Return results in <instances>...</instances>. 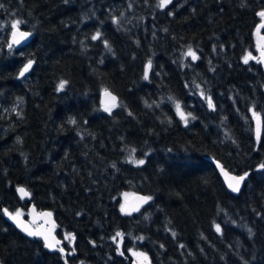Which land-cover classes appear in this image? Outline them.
<instances>
[{
    "label": "trees",
    "instance_id": "obj_1",
    "mask_svg": "<svg viewBox=\"0 0 264 264\" xmlns=\"http://www.w3.org/2000/svg\"><path fill=\"white\" fill-rule=\"evenodd\" d=\"M157 4L0 0V264H264V72L255 34L264 0ZM16 20L32 33L19 50L8 44ZM29 60L30 74L18 78ZM104 90L118 97L110 112ZM215 161L248 173L238 194ZM133 193L152 199L123 216ZM30 204L52 213L65 254L6 221L4 209L26 218Z\"/></svg>",
    "mask_w": 264,
    "mask_h": 264
},
{
    "label": "water",
    "instance_id": "obj_2",
    "mask_svg": "<svg viewBox=\"0 0 264 264\" xmlns=\"http://www.w3.org/2000/svg\"><path fill=\"white\" fill-rule=\"evenodd\" d=\"M262 25H264V19L256 27L255 34H256L257 43H258V62L260 63L262 70L264 72V34L261 33V30L263 28ZM14 31H16V37L15 38L19 39V41H20L19 43H15V44L12 43L13 38H14L13 37ZM21 32H27V33H30V35H28L26 38H21L19 35V33H21ZM31 39H32V33L30 31L23 30L21 28H18V31L15 29H12L9 32L8 44H12V47L14 49L19 50V49L25 47L26 45H28L31 42ZM27 63H25L23 66H21V68L18 72V78H23V77L30 74L31 69L33 67V63H32V67L29 69V71L24 73L23 76H20L21 70L24 68V66ZM112 97H115L114 101L112 100ZM100 103L102 106L112 107L113 104L116 106L118 103V97L114 93H112L111 91L104 90L100 94ZM258 130H259V139H260L261 135H262V120L260 117H257L253 123V133H254V138L256 140H259L257 138ZM214 165H215L217 173H218L220 179L222 180L225 188L231 194H234V195L238 194L242 190L243 185H244V181L246 179L241 183L239 192H233L231 190V188L229 187V183L233 182L232 177H239V176H243L244 174L237 175V174L231 173L227 169H225L222 166V164L218 161H215ZM19 188H21V187H19ZM17 193L21 199H23L25 201L30 200V195L28 192H27L28 195H26V196H22V194L18 191H17ZM142 197H147V196L145 194H142V193H133L132 195L128 196L123 202V205H124L126 211L122 212V215L123 216H133V215L139 213L149 202V201H147L146 203L142 202V200L140 199ZM134 209H138V210H134ZM49 213L51 215H48ZM13 214H15V213H13ZM5 218L9 224L13 225L24 236H26L28 238H38L42 241L43 245H44V237L47 236L49 242H51L55 245V249L46 248L49 252H57L59 250H56V249L62 248V239L56 233L57 223H56V221H55V219H54V217L50 211H48V210L38 211L33 204H30L28 207V211H27V217L24 218L22 215H19L17 217V221L20 224L26 226L31 231L41 233V235H38V236H28L24 231L21 230V227H18L17 221L10 219L7 215H5ZM57 242H59V243H57ZM62 254H65V251Z\"/></svg>",
    "mask_w": 264,
    "mask_h": 264
},
{
    "label": "snow or ice",
    "instance_id": "obj_3",
    "mask_svg": "<svg viewBox=\"0 0 264 264\" xmlns=\"http://www.w3.org/2000/svg\"><path fill=\"white\" fill-rule=\"evenodd\" d=\"M172 3V0H158V4H157V7L161 8V9H164V8H167L168 5H170ZM0 7H2V5H0ZM258 15L264 19V10H262L261 12L258 13ZM115 22V21H114ZM23 23L22 21L20 20H16L12 23V28L17 30L18 31V26ZM262 27H264V25H262ZM20 37L21 38H26L28 35H30V33H27V32H21L19 33ZM100 33L97 32L95 35L92 36V39L93 40H97L100 38ZM13 42L12 43H19V39H16V31L13 32ZM104 44H105V47L109 49V51H111V48L110 46L108 45V42L105 40L104 41ZM12 47V44H9V48L11 49ZM185 56L186 57H191V59L193 61L197 60L198 57L195 53V51H193V49L191 48V46H189L187 52L185 53ZM253 57L251 56V53H249L247 56L244 57V63H248L249 59H252ZM32 63L33 61L29 60L28 63L24 66V68L21 70L20 72V76H23L24 73H26L27 71H29V69L32 67ZM151 68V61L148 62V65H147V69H150ZM147 69H146V72H145V79L148 78V75H147ZM67 81H60V83L58 84L57 86V90L60 91V90H63L65 85H66ZM110 95V94H109ZM112 100L114 101L115 100V97H112ZM115 105L113 104L112 107H114ZM209 107H213L212 103H211V99L209 98ZM105 111H108L110 112L111 111V107H108L106 106L105 107ZM177 111L179 112L180 111V106L177 104ZM129 115H131V113H129ZM190 115V114H189ZM255 115V113H254ZM181 118L185 120V122H187V119L186 117L181 113ZM70 123H75V120H72L70 121ZM257 138L259 139V130H258V133H257ZM134 151V150H133ZM130 162L132 163H136V164H143L144 161L143 160H130ZM260 169L264 170V164H261L260 165ZM248 176V173H245L243 176H239V177H232V183H229V187L231 188V190L233 192H239L240 191V186H241V183L246 179V177ZM18 192H20L22 194V196H26L28 195V193L25 191L24 188H18L17 189ZM142 200V202L146 203L147 201L151 200L152 198L149 196V197H142L140 198ZM121 212H125L126 209L124 207V205H121ZM134 210H138V209H134ZM4 214L7 215L10 219L14 220V221H17V217L20 215L19 212L13 214L11 212H9L7 209H4ZM48 215H51L50 213ZM17 225L18 227H21V230L24 231L28 236H38V235H41V233H38V232H34V231H31L29 230L26 226L20 224L18 221H17ZM216 231L217 232H220L221 231V227L220 225H216ZM251 232V230H249ZM173 235H175V233H173ZM122 236V233L120 232H117L116 233V236L113 237V240H116L117 237H121ZM65 239H68V240H71L73 239V237L71 236V234H66L65 236ZM59 243V242H57ZM44 247L45 248H49V249H55V245L51 242H49L48 240V237L45 236L44 237ZM183 247V246H181ZM56 250H59L61 253H64V249L63 248H59V249H56ZM122 254V253H121ZM65 264H67V262H65Z\"/></svg>",
    "mask_w": 264,
    "mask_h": 264
},
{
    "label": "rangeland",
    "instance_id": "obj_4",
    "mask_svg": "<svg viewBox=\"0 0 264 264\" xmlns=\"http://www.w3.org/2000/svg\"><path fill=\"white\" fill-rule=\"evenodd\" d=\"M13 29V28H12ZM11 29V30H12ZM10 30V31H11ZM27 63V62H26ZM24 65V64H23ZM65 236H66V234H63V237L65 238ZM134 254V257H135V259L136 260H139V259H141V258H144L145 256L143 255V254H141V253H139V252H135V253H133Z\"/></svg>",
    "mask_w": 264,
    "mask_h": 264
}]
</instances>
